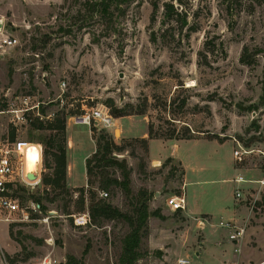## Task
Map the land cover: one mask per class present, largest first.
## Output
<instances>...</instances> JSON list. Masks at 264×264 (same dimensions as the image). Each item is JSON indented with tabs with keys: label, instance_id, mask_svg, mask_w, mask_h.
<instances>
[{
	"label": "rangeland",
	"instance_id": "obj_1",
	"mask_svg": "<svg viewBox=\"0 0 264 264\" xmlns=\"http://www.w3.org/2000/svg\"><path fill=\"white\" fill-rule=\"evenodd\" d=\"M158 1L156 21L151 0H134L116 30L107 31L98 15L82 20L84 0H0V37L18 39L0 49V139L41 143L42 168L31 155L26 170L51 176L46 164L53 162L55 131L48 124L65 119L71 181L84 182L85 162L103 135L122 147L112 153L126 161L132 190H100V175L93 186L66 179L69 191H55L43 178L20 185L24 203L40 198L46 209L32 222H0V264H40L46 257L57 260L53 264L70 258L121 264L129 224L78 226L74 215L90 213L92 190L132 213L141 189L151 194L149 210L163 217L150 216L136 264H264V0H191L188 26L198 29L189 38L188 26L177 31L174 43L161 37L168 0ZM68 26L69 32L61 29ZM207 40L213 51L205 52ZM245 47L253 64L241 61ZM109 102L132 113L110 128L74 122L86 108L108 107L113 115ZM236 149L244 152L242 161ZM109 171L123 178L121 168ZM239 175L244 182L236 181ZM185 194L193 216L187 206H166L168 197ZM47 210L51 217L44 222ZM222 222L244 227V237L233 242V228Z\"/></svg>",
	"mask_w": 264,
	"mask_h": 264
},
{
	"label": "trees",
	"instance_id": "obj_2",
	"mask_svg": "<svg viewBox=\"0 0 264 264\" xmlns=\"http://www.w3.org/2000/svg\"><path fill=\"white\" fill-rule=\"evenodd\" d=\"M191 0H168L164 1L163 8V20L162 24L166 28L161 32V37L166 38L169 35L168 43H174L176 40V32L181 33L185 27L189 25V12L187 8L189 7ZM134 0H84L82 10H79V14H82L83 19L86 20L89 16L93 17L98 15L99 18L104 22L105 29L116 30V23L119 17L125 14L126 7L129 6ZM153 5L152 21H156L157 11L160 7L158 0H151ZM197 26H188L186 33L187 38L190 37L191 33L194 32ZM63 31H71L70 26L67 28L62 27ZM158 35L153 31L151 34L152 41H157ZM181 40V39H180ZM211 40L205 42V52L213 51L210 48ZM204 51L200 52V57H207ZM241 61L246 64H253L256 60L251 59L248 54V47H245L243 54L241 56ZM264 77V75H263ZM263 92H264V78H263ZM108 106L112 109L113 115L115 117H121L128 115L132 112L126 111L123 108H114V104L109 102ZM137 113H143L139 111ZM35 124V123H34ZM36 125V124H35ZM37 127L44 128L42 122L37 124ZM48 129L55 131L50 136L51 145V155L53 157V162L47 163V167L53 168V173L51 176H44L43 183L45 185H50L53 189L69 191L67 189V151H66V123L65 119H57L55 122H50L48 124ZM153 137H158L155 135L153 130L150 131ZM170 137H174L171 134ZM192 136H183V139H189ZM97 150L92 154L91 157L86 160L87 167V182L89 186H93L96 180L95 175H100L99 189L109 190L113 186L122 188L128 195L131 194V178L130 170L127 168L125 160H119L112 152L113 150H121L122 147L115 143L113 138L106 139V136H99L96 138ZM110 167H119L122 169L123 178L120 179L116 177L113 173L109 171ZM82 194L85 189H80ZM150 193L141 189L134 197L133 202V212L127 213L122 211L119 207L112 204V202L107 201L103 198H97V192L91 191V203L89 205L90 216L93 223H100L103 220H124L130 226V232L125 236L123 240V250L120 257L121 264H136L139 257L142 255L139 248L141 239L148 233V223L150 216H159V210L150 211L149 210V199ZM40 202V198L36 199ZM43 206V205H42ZM43 209H46L43 206ZM73 261V263H72ZM69 264H83L76 261L74 258H70Z\"/></svg>",
	"mask_w": 264,
	"mask_h": 264
},
{
	"label": "built area",
	"instance_id": "obj_3",
	"mask_svg": "<svg viewBox=\"0 0 264 264\" xmlns=\"http://www.w3.org/2000/svg\"><path fill=\"white\" fill-rule=\"evenodd\" d=\"M18 39L15 36L3 34L0 37V49L7 47H12L17 45ZM1 53V52H0ZM74 117V122L77 125L83 126H99L103 128H110L114 126V117L110 113L108 107H92L86 108L81 113ZM245 152H250L245 150ZM34 154V161L37 164V167L43 164V146L39 142H24L16 143L7 139H0V222L5 221L7 223L13 222H32L35 220L33 214L42 213L43 206L42 203L30 199L27 203L23 202V199L20 194L17 193V190L20 188V185L33 186L34 184H39L37 181L42 179L41 173L35 172V179L29 178L26 170V159L27 154ZM244 152L241 149H236L234 151L235 157L242 161ZM238 183L244 182L245 178L242 175L236 177ZM261 183L264 184V180H261ZM103 196H108L107 191H102ZM240 189L237 190L236 195L241 196ZM166 206L170 207L174 211L182 210L187 206V199L185 195H173L166 199ZM47 215L42 217L44 222H49L51 217L50 210ZM75 223L78 226H87L92 223V219L89 211H84L74 215ZM222 225L226 227L233 228L230 235L233 242L239 241L244 237L245 229L242 226H235L229 222H222ZM238 251V248H236ZM57 260L48 259L46 257L40 264H53ZM181 263H185L186 260L181 259Z\"/></svg>",
	"mask_w": 264,
	"mask_h": 264
},
{
	"label": "crops",
	"instance_id": "obj_4",
	"mask_svg": "<svg viewBox=\"0 0 264 264\" xmlns=\"http://www.w3.org/2000/svg\"><path fill=\"white\" fill-rule=\"evenodd\" d=\"M116 119V124L117 123H119L122 119H123V117H120V118H115ZM179 143V141H176L175 143H174V145L175 144H178ZM177 157V156H176ZM86 159V158H85ZM177 159H179V160H181L182 162H183V166L185 165V163H184V161L180 158V157H177ZM84 160V159H83ZM85 165H86V162H85ZM185 167V166H184ZM185 171H186V168H185ZM185 177H186V174H185ZM75 178V180H76V177H75V174L73 173V172H71V173H67V180L69 181V182H71V183H75L74 185H80V186H82V187H84L85 185H87V167H86V172H85V175H84V182L82 181V183H76V182H73V181H71L72 179H74ZM187 178V177H186ZM220 180H225V179H220ZM186 183H188L187 182V180L185 179V183L184 184H186ZM73 185V184H72ZM185 191H186V185H185ZM185 196H186V194H185ZM186 199H187V196H186ZM188 202V201H187ZM186 213H187V215H190V216H193V212H192V207L187 203V209H186ZM210 214L209 212H201V213H199V214ZM198 214V215H199Z\"/></svg>",
	"mask_w": 264,
	"mask_h": 264
},
{
	"label": "bare ground",
	"instance_id": "obj_5",
	"mask_svg": "<svg viewBox=\"0 0 264 264\" xmlns=\"http://www.w3.org/2000/svg\"><path fill=\"white\" fill-rule=\"evenodd\" d=\"M31 155H32L33 158H34V156H35L34 154L28 153V154H27V159H29V158L31 157ZM27 159H26V161H27ZM34 162H35V161H34ZM35 164H36V163H35ZM36 165H37V164H36ZM36 169H37V168H36ZM36 169H35V170H36ZM35 170H34V171H35ZM30 173H34V172L32 171V172H30ZM184 260H185V259H184ZM185 263H188V261L186 260Z\"/></svg>",
	"mask_w": 264,
	"mask_h": 264
},
{
	"label": "water",
	"instance_id": "obj_6",
	"mask_svg": "<svg viewBox=\"0 0 264 264\" xmlns=\"http://www.w3.org/2000/svg\"><path fill=\"white\" fill-rule=\"evenodd\" d=\"M0 27H2L1 20H0ZM28 176H29V178H31V179H35V174H33V173H29Z\"/></svg>",
	"mask_w": 264,
	"mask_h": 264
}]
</instances>
